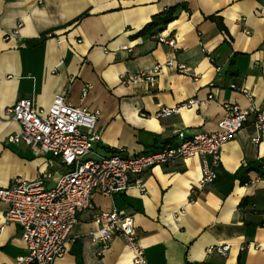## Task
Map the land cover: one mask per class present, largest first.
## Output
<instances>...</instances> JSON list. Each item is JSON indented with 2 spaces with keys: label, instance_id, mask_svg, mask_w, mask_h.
Listing matches in <instances>:
<instances>
[{
  "label": "crops",
  "instance_id": "obj_1",
  "mask_svg": "<svg viewBox=\"0 0 264 264\" xmlns=\"http://www.w3.org/2000/svg\"><path fill=\"white\" fill-rule=\"evenodd\" d=\"M172 7V22L141 33ZM55 96L98 112L101 156L174 146V132H213L226 104L264 112V0H0L1 187L49 174L51 188L67 171L7 141L18 126L6 108L28 98L48 109ZM189 100L197 104L180 107ZM252 136L248 124L222 146L211 185L195 189L202 159L195 156L145 170L143 191L94 193L56 264H132L121 237L107 248L91 239L93 216L113 208L133 218L147 264H264V136L257 145ZM6 210L0 202V264H16L25 246ZM223 245L225 256L216 250Z\"/></svg>",
  "mask_w": 264,
  "mask_h": 264
},
{
  "label": "built area",
  "instance_id": "obj_2",
  "mask_svg": "<svg viewBox=\"0 0 264 264\" xmlns=\"http://www.w3.org/2000/svg\"><path fill=\"white\" fill-rule=\"evenodd\" d=\"M158 42L174 45L173 40L162 36L158 37ZM177 67L184 69L182 65ZM159 69L156 66L147 74V79L152 81ZM195 104L196 100H189L180 107L190 108ZM180 107L163 108L156 117L175 114ZM4 115L18 126L8 142L23 144L35 155H50L67 168L51 188L45 186L49 174L34 181L16 178L8 186H0V202L7 205L5 221L19 226L20 239L25 246V254L17 258L16 264H56L66 253L78 214L93 208L94 193L111 196L131 187L143 191L141 175L145 170L195 156L202 158L195 189L211 185L216 180V168L220 165L221 148L225 143L248 124L253 130L252 144L257 145L264 136V112L226 104L223 117L213 132L191 138L174 132L179 139L174 146L166 144L152 153L132 155L120 149L101 156L95 151L100 143L95 129L98 112L73 106L63 96H55L48 109L36 107L31 99L20 98L6 108ZM93 222L97 226V231L91 234L93 242L107 248L119 236L132 254V264H147L143 248L135 237L131 216L122 215L113 208L94 215ZM229 248L223 245L216 250L225 256Z\"/></svg>",
  "mask_w": 264,
  "mask_h": 264
},
{
  "label": "trees",
  "instance_id": "obj_3",
  "mask_svg": "<svg viewBox=\"0 0 264 264\" xmlns=\"http://www.w3.org/2000/svg\"><path fill=\"white\" fill-rule=\"evenodd\" d=\"M176 7H172L166 11V13L161 14L155 17L141 33L147 32L151 28H156L161 30L163 29L168 23L172 22L175 19V11Z\"/></svg>",
  "mask_w": 264,
  "mask_h": 264
},
{
  "label": "rangeland",
  "instance_id": "obj_4",
  "mask_svg": "<svg viewBox=\"0 0 264 264\" xmlns=\"http://www.w3.org/2000/svg\"><path fill=\"white\" fill-rule=\"evenodd\" d=\"M56 161V160H55ZM57 162V161H56Z\"/></svg>",
  "mask_w": 264,
  "mask_h": 264
}]
</instances>
